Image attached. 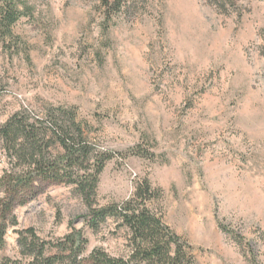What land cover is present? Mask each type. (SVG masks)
Returning a JSON list of instances; mask_svg holds the SVG:
<instances>
[{
    "label": "rangeland",
    "instance_id": "374dc122",
    "mask_svg": "<svg viewBox=\"0 0 264 264\" xmlns=\"http://www.w3.org/2000/svg\"><path fill=\"white\" fill-rule=\"evenodd\" d=\"M5 1L20 16L0 30V123L25 113L55 152L50 110L72 109L112 153L91 208L147 179L149 210L197 264H264V0H136L108 20L98 0ZM18 168L0 148V176ZM89 210L73 186H46L14 209L0 260L26 259V229L49 243L80 229L86 253L125 257L124 227L110 218L93 231Z\"/></svg>",
    "mask_w": 264,
    "mask_h": 264
},
{
    "label": "trees",
    "instance_id": "16d2710c",
    "mask_svg": "<svg viewBox=\"0 0 264 264\" xmlns=\"http://www.w3.org/2000/svg\"><path fill=\"white\" fill-rule=\"evenodd\" d=\"M98 1L107 20L136 5V0ZM219 1L232 6L237 0H209L217 7ZM19 16L12 1H5L0 7V30L10 33ZM49 115L58 143L55 152L46 129L25 113L16 112L0 123V148L19 165L17 170H5L0 176V249L7 230L17 224L13 214L17 206L26 205L46 186L68 185L89 205L87 226L95 231L110 218L119 221L128 234L130 250L125 257L112 256L101 248L86 253L87 238L80 229L72 228L55 243L42 241L32 229H26L18 232V245L26 259L4 258L0 264H197L186 243L149 210L147 204L155 194L147 179L119 205L91 208L98 175L112 153L94 149L84 135L83 122L77 120L72 109L60 107L50 110ZM137 154L149 157L143 151Z\"/></svg>",
    "mask_w": 264,
    "mask_h": 264
}]
</instances>
